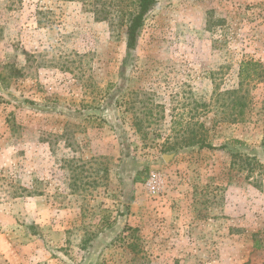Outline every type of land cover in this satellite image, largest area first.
Here are the masks:
<instances>
[{
    "label": "rangeland",
    "instance_id": "374dc122",
    "mask_svg": "<svg viewBox=\"0 0 264 264\" xmlns=\"http://www.w3.org/2000/svg\"><path fill=\"white\" fill-rule=\"evenodd\" d=\"M137 4L0 0V264H264V0Z\"/></svg>",
    "mask_w": 264,
    "mask_h": 264
},
{
    "label": "trees",
    "instance_id": "16d2710c",
    "mask_svg": "<svg viewBox=\"0 0 264 264\" xmlns=\"http://www.w3.org/2000/svg\"><path fill=\"white\" fill-rule=\"evenodd\" d=\"M158 0H138L137 11L129 19L127 25V40L126 46L129 52L136 50L139 36L142 28L144 27L146 17L151 12L153 7L156 5ZM258 64L253 62H244L240 67V88L233 90L224 94L229 96L233 101V105L236 108H239L238 113H234L231 117H235L232 122H238L242 117H244V108L246 107V101L248 97V90L244 89V84L249 85L250 82L257 81L263 74L259 72L257 68ZM199 149H208V150H225L228 148L227 145H222L220 147H215L211 144H208L204 141L198 142ZM232 167L242 171L244 167H250V170L253 172L256 169H261L264 171V164L260 162L256 157L247 156L246 154L236 153L233 154Z\"/></svg>",
    "mask_w": 264,
    "mask_h": 264
},
{
    "label": "built area",
    "instance_id": "2783aa9c",
    "mask_svg": "<svg viewBox=\"0 0 264 264\" xmlns=\"http://www.w3.org/2000/svg\"><path fill=\"white\" fill-rule=\"evenodd\" d=\"M163 180L158 173L151 172L146 182V189L152 196H158L162 190Z\"/></svg>",
    "mask_w": 264,
    "mask_h": 264
}]
</instances>
